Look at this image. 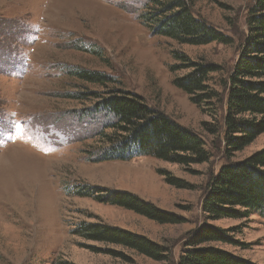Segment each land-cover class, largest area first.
<instances>
[{
    "label": "rangeland",
    "instance_id": "374dc122",
    "mask_svg": "<svg viewBox=\"0 0 264 264\" xmlns=\"http://www.w3.org/2000/svg\"><path fill=\"white\" fill-rule=\"evenodd\" d=\"M144 1L0 0V264H176L205 227L226 230L237 244L204 246L264 264V211L242 220H210L202 212L210 179L264 149L263 132L243 150L228 151L223 128L226 82L256 0H191L192 13L232 42L204 46L152 35L137 18ZM173 53L218 66L208 87L221 99L197 105L175 88L173 80L190 69L172 73L180 66ZM78 69L116 83L106 89L82 82L73 75ZM108 90L138 95L201 136L209 161L182 166L152 157L104 159L118 135L98 106ZM167 175L184 187L169 185ZM81 187L131 194L178 223L158 224L77 196ZM80 224L142 237L165 248L167 259L84 240L73 235ZM111 250L125 257H113Z\"/></svg>",
    "mask_w": 264,
    "mask_h": 264
},
{
    "label": "trees",
    "instance_id": "16d2710c",
    "mask_svg": "<svg viewBox=\"0 0 264 264\" xmlns=\"http://www.w3.org/2000/svg\"><path fill=\"white\" fill-rule=\"evenodd\" d=\"M191 0H145L137 16L154 36L170 39L180 45L204 46L211 43L228 45L231 39L191 10ZM248 35L242 40L237 63L228 76L226 115L223 121L225 147L238 152L264 132V0H256L246 19ZM180 63L172 73L184 66L189 74L173 80V86L199 105L221 95L209 90V75L219 68L192 62L186 55L173 53ZM82 82L107 88L116 81L106 74L78 69L74 74ZM98 104L110 119V129L117 133L106 158L128 160L152 157L165 162L190 166L207 163L210 154L201 136L180 126L165 114L149 107L138 95L107 91ZM201 100V101H200ZM249 118H245V117ZM206 127V126H205ZM212 129V127H211ZM214 134L216 130H208ZM105 157V156H104ZM163 176V174H160ZM166 182L178 188L182 182L166 176ZM204 193L202 212L210 220H242L252 212L264 211V149L239 163L223 166L209 181ZM77 196L93 197L100 203L132 211L158 224H176L177 220L154 210L128 193L81 187ZM226 230L205 227L176 261V264H255L230 252L210 246V243L237 244ZM73 235L84 240L121 247L154 261H166L167 251L148 240L103 224H80ZM97 251V248H90ZM113 257L122 253L108 251ZM52 264H72L55 261Z\"/></svg>",
    "mask_w": 264,
    "mask_h": 264
}]
</instances>
